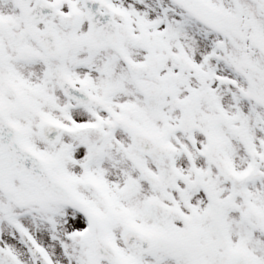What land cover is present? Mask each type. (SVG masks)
Instances as JSON below:
<instances>
[{"label": "snow or ice", "instance_id": "snow-or-ice-1", "mask_svg": "<svg viewBox=\"0 0 264 264\" xmlns=\"http://www.w3.org/2000/svg\"><path fill=\"white\" fill-rule=\"evenodd\" d=\"M0 264H264V0H0Z\"/></svg>", "mask_w": 264, "mask_h": 264}]
</instances>
